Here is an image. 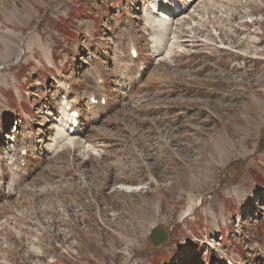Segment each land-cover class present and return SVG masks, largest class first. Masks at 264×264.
Returning <instances> with one entry per match:
<instances>
[{
    "label": "rangeland",
    "instance_id": "rangeland-1",
    "mask_svg": "<svg viewBox=\"0 0 264 264\" xmlns=\"http://www.w3.org/2000/svg\"><path fill=\"white\" fill-rule=\"evenodd\" d=\"M150 1L0 0V264H264V0H180L158 55Z\"/></svg>",
    "mask_w": 264,
    "mask_h": 264
},
{
    "label": "bare ground",
    "instance_id": "bare-ground-1",
    "mask_svg": "<svg viewBox=\"0 0 264 264\" xmlns=\"http://www.w3.org/2000/svg\"><path fill=\"white\" fill-rule=\"evenodd\" d=\"M163 1L164 0H152V1H150V4L145 6L144 11L141 14V18L143 20V27H142L143 32H144V35H147L150 37V38H146V40L148 41V43L152 42L150 45V48H151L150 50H151L152 54H154V55H158L160 53H163V51L162 52L160 51L161 50V47H160L161 43L167 39V35L169 34V32L173 31L172 26L175 25V23H176V22L173 23L174 19L176 20V18L183 15L180 10L175 12V10L177 9V6L172 7L170 5L164 4ZM168 2H170V1L168 0ZM184 12H186V11H184ZM130 38H131V36H130ZM130 38H128L126 41V54H127L128 61L135 64V63H137V59H138L139 55H138V51H137V48L135 46V43L132 42L130 40ZM172 42H174V41H172ZM131 49H135V51L137 53V56L135 58H132V56H130L129 52ZM170 51H171V48L169 46L165 50L166 55H167V53H171ZM129 57L131 60L129 59ZM139 66L140 65H138V68H139ZM90 73H92V72H90ZM96 81H97V78H96ZM64 86H65V84H64ZM95 89H98V87L97 88L95 87ZM89 92H90L89 94H88V92H86V94H88L87 95L88 96L87 101L90 99V97H93L96 99L94 92H92V91H89ZM99 96H100V98L103 97V95H99ZM71 98L72 99H67L66 97H63L61 99V102H60V104H62V106H63L62 108H60V111H58L59 113H61L60 117H58V118H60V124L61 125H59L60 127H58L56 129L57 133H59L60 136L67 137L69 135L68 132L74 131V129H72L70 127V123L68 121V116H69V112L71 110H75V109L77 110L76 105H77L78 99L75 97H74V99H73V97H71ZM100 98H98L97 100L99 101ZM62 100H64V102H62ZM98 105H99V103H98ZM56 131H55V133H56ZM54 136H55V134L52 135L51 142L49 144L51 151L56 150L59 147H62V144H63V142L60 141V139H58L57 137L54 140H52V138ZM8 138H9L8 140H10L11 142H14L16 140L15 136H10ZM71 138H73V137H71ZM68 140H70V139H68ZM67 142H69V141H67ZM70 143H71V140H70ZM12 144L9 143V146L7 145L8 148L5 147L3 152H2V153H4V155L6 157L5 161L3 159L4 157L2 159H0V195L3 196L5 199L7 198L6 201L9 199V197L13 193L14 194L16 193V191L18 189V185L21 183L20 182L21 178L19 177V165H20V160L22 159V157L20 156L19 152L22 149H25L24 146H21V145L20 146L16 145L17 146L16 147L13 144V146L11 147ZM7 167H10V170H12V173L9 170V173H11V174L7 180V191L4 192L3 188H2L3 187V179L5 178L4 175L6 174L4 169ZM192 210H193V208H192V205L190 204L186 208V210L184 211V215H182V216L185 217V216L192 214Z\"/></svg>",
    "mask_w": 264,
    "mask_h": 264
},
{
    "label": "water",
    "instance_id": "water-1",
    "mask_svg": "<svg viewBox=\"0 0 264 264\" xmlns=\"http://www.w3.org/2000/svg\"><path fill=\"white\" fill-rule=\"evenodd\" d=\"M169 231L170 226L166 228L165 225L161 223L154 225L148 233L151 244L154 247L165 244L169 236Z\"/></svg>",
    "mask_w": 264,
    "mask_h": 264
}]
</instances>
